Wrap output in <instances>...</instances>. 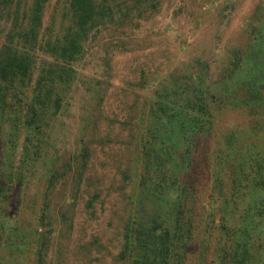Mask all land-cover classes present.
<instances>
[{"label": "rangeland", "instance_id": "1", "mask_svg": "<svg viewBox=\"0 0 264 264\" xmlns=\"http://www.w3.org/2000/svg\"><path fill=\"white\" fill-rule=\"evenodd\" d=\"M34 3L0 21L29 23ZM38 4L44 40L81 44L38 128L0 106V264H143L166 221L190 228L182 264H219L235 240L264 264V0Z\"/></svg>", "mask_w": 264, "mask_h": 264}, {"label": "trees", "instance_id": "2", "mask_svg": "<svg viewBox=\"0 0 264 264\" xmlns=\"http://www.w3.org/2000/svg\"><path fill=\"white\" fill-rule=\"evenodd\" d=\"M13 1L0 0V19H9L14 16ZM38 3L39 0H35V6L29 10L31 17L29 23L6 24L0 21V106L3 116L13 115L15 117V127L17 124L18 126L22 124L21 117L26 115L28 116V121L25 122L26 125L35 124V127L38 128L36 121H40L37 118H41L43 108L49 104H55L57 107L60 100L56 83L59 84L63 79L65 81L69 70L72 69L71 63L79 52L81 44L80 41L68 36L53 41L44 40L39 32L40 25L36 22L40 15V5ZM72 15L75 19H81V22L74 24V28L69 30L73 31V34L80 33L84 35L89 28L86 19L90 17V11L88 8L76 6L72 10ZM35 52L50 54L49 56H52L53 59L49 62L36 64L35 59H33ZM33 70H37L35 71L33 84L30 89H24L27 82L29 83L28 79L33 74ZM9 100H11V103H9ZM24 106L25 113L23 115L22 108ZM13 107H16V109ZM257 203L259 204L255 206V210L260 212L257 216H260L259 219L264 227V200ZM245 209L248 210L249 206ZM223 221L219 225L221 226L220 229L222 227L225 229L227 223L224 215ZM256 221V217H252L249 224H254ZM166 222L164 224L162 222L161 233L156 234L157 228H154L146 234L149 241L145 245L144 252L150 261L143 264H171L173 257H176L177 262L180 264H182V261H186L189 250L188 245L190 242L193 243V240H190L192 238L190 228L189 230H181L177 225ZM201 223L202 221L197 225H201ZM187 225V221L184 222V226ZM227 230L228 228L224 232ZM177 233L180 237L176 238ZM183 234L185 238H183ZM235 243L237 247L234 246V250L228 252L215 245L211 261L213 262L214 257H216L219 264H242L245 256L242 252L237 251L241 243L238 240H235Z\"/></svg>", "mask_w": 264, "mask_h": 264}]
</instances>
